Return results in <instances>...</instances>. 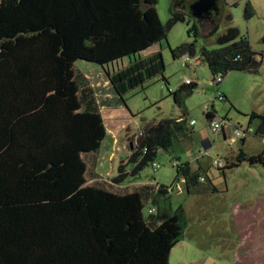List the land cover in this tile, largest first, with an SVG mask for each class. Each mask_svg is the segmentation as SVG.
<instances>
[{"label": "trees", "instance_id": "trees-1", "mask_svg": "<svg viewBox=\"0 0 264 264\" xmlns=\"http://www.w3.org/2000/svg\"><path fill=\"white\" fill-rule=\"evenodd\" d=\"M156 5L157 0H0V264H169L187 226L182 207H159L168 204L175 185L120 186L148 166L158 169L153 164L159 151L168 153L193 135L187 113L160 122L155 135L139 136L108 184L96 170L106 128L94 91L76 66H99L123 103L156 78L166 83L162 54L142 53L165 41L190 13L184 0H173L163 25ZM251 16L248 3L244 17ZM219 20L220 15L209 21L212 34ZM188 34L198 36L195 25ZM217 43L216 50L198 51L196 41L169 50L173 59L197 57L213 82L231 72H259L260 55L236 28L229 26ZM210 106L204 108L208 122L216 117ZM247 117L255 130L250 136L264 139V116ZM234 159L218 170L243 162L264 165L263 154L240 151ZM175 167L176 180L183 176L187 192L197 191L204 173L192 172L188 163ZM149 202L158 209L145 217Z\"/></svg>", "mask_w": 264, "mask_h": 264}, {"label": "rangeland", "instance_id": "rangeland-1", "mask_svg": "<svg viewBox=\"0 0 264 264\" xmlns=\"http://www.w3.org/2000/svg\"><path fill=\"white\" fill-rule=\"evenodd\" d=\"M172 1L157 0L156 10L163 25H166L170 19L169 8ZM192 3L193 0H184L186 13H188L187 6L189 7ZM248 3L252 8V16L246 20L244 10ZM219 15L218 29L213 34L210 20L199 22L189 15L186 16L185 22L176 23L170 29L166 40L161 42L160 53L166 68L164 75L170 76L169 80L172 84L178 80L179 75L183 76V74L181 61L172 59L169 48L196 41L198 51L203 47L216 50L219 48L218 38L229 26L236 28L241 36L248 38L252 50L260 55L257 58L261 60L259 72L257 74L229 73L220 85V92L228 88L235 105L231 107L229 102L220 101H215L214 104L216 116L220 119H229L227 131L231 132L233 127L247 128L249 123L247 115L251 113L264 116V0H222ZM228 16L231 18L230 22L227 21ZM192 25L196 26L197 37L188 34V29ZM76 66L83 72L94 71L99 67L86 62H77ZM186 73L188 75L183 76V81L186 78L191 79L206 88L211 84L214 86L213 90H216L210 71L204 63L190 64ZM154 80L144 86V90L152 82L161 84L164 90H167L161 77ZM153 83L152 87L155 86ZM144 90L140 88L127 94L124 97L125 104L132 107L134 98L141 96ZM213 94L214 92H209L204 96L203 93H193L191 102L188 104L189 117L197 121V129H204L212 145L208 151L202 152L205 154L201 161L206 180L200 182L197 191L191 193L184 190V183L180 185L182 190L179 189V183L170 194L168 204L162 201L159 203L161 210L166 207L170 212H175L182 207L187 217L184 236L172 249L169 264H264V165H250L243 162L232 169L223 171L212 165V162L217 159L224 165L226 162H235L234 158L240 151L247 155L263 154L264 156V144L258 136H247L244 143L242 140H236L232 144L230 143L232 134L228 136L231 139L227 141H224L221 135L214 136L204 116V108L210 106ZM135 104L134 102L133 105ZM195 140L199 141L196 138ZM108 142V139H105L100 148L102 161L98 172L104 179H114L118 176L121 162L131 155V148L125 135L119 138V142H125L126 148L119 153L110 148L112 145ZM190 143V140L184 146L176 143L168 153L159 151L154 162L159 166L158 169L152 166L146 167L138 180L167 187L176 184V167L173 164L175 155L181 157V164L191 161L188 148ZM106 146L109 147V151H114L111 159L110 152H106L108 149ZM193 165L196 163L193 162ZM128 170L131 171L132 167L129 166ZM133 178L131 176L126 178L124 184L127 185ZM151 209L157 211L158 207L151 202L145 204L143 209L145 217L149 216Z\"/></svg>", "mask_w": 264, "mask_h": 264}, {"label": "crops", "instance_id": "crops-1", "mask_svg": "<svg viewBox=\"0 0 264 264\" xmlns=\"http://www.w3.org/2000/svg\"><path fill=\"white\" fill-rule=\"evenodd\" d=\"M161 48H162L161 42L154 44L148 50L143 52L142 55L146 56L160 52ZM173 60L181 61V70L183 76L188 75L186 73V70H188L190 64L192 63H194L195 65L200 64V61L198 60L197 57L190 58L186 55L182 56L179 59H173ZM165 70L166 68L164 67L163 78L166 81V83L164 81L163 83L167 88V90H164L161 84H156L157 82L155 83L152 82L155 86L152 87L151 85L152 83H151L150 85H148L147 88L148 90L146 89L147 91L144 90L143 88L144 91L141 92L142 93L141 96L134 98L135 101H133V104L134 102L136 104L135 105L132 104V107H130L129 104L127 103L125 104V100L123 103L122 99L114 92L113 88L109 84V81L107 80L106 75L104 74L101 68L98 67L95 68L94 71L91 70L88 72H83V71L81 72L88 80V83L91 86L96 96V101L104 121V126L106 128L105 139H108L109 141L108 143L112 145L110 148H113L116 151V153H119L121 150L126 148L125 142L123 143L119 142V138L122 135L126 136V141L127 143L129 142V146L131 148L130 149V153H131L133 146L139 136L155 135L158 132L160 122L166 119H180L182 112H185L187 113L186 119L190 126H191V122L195 121V124L192 125V129L194 131L193 135H191L188 139L180 143L181 145L183 144L184 146V144L187 141L189 140L191 141L188 147L191 155V161H187L185 163L189 164L192 172L199 170L202 173H204V166L201 160L205 157V154H203L202 152L203 150L208 151L212 145L209 139L207 138V135L204 133V129L201 130L197 129L196 128L198 124L197 121L189 117L190 115L188 114L189 113L188 104L189 102H191L190 100L191 97H193V93H198V94L203 93L204 96H206V94L209 92H214L215 94V91L213 90L214 86H211L210 84V86L206 88L204 85H200L197 83V81H194L195 84L193 86L184 87L183 83L187 78L183 81L182 75H179L178 80L172 82L171 84V80H169L170 76L168 75V77H165L164 75ZM178 90L181 93H186V92L187 93L181 94L178 92ZM219 90L221 91V87L219 88ZM177 92L179 93V95H181L180 97V99L182 100L181 105H178L177 102L175 101V93ZM221 93L225 97V101H221V102H229L230 106L233 107L235 103L233 102V98L230 95V90L228 88H225ZM211 104L215 109L214 106L215 101L214 102L211 101ZM215 118L220 119L217 116ZM208 128L210 129L209 126ZM195 130H197L198 134L195 133ZM223 133L224 134H222L221 136L224 141H227L228 136L230 135L231 132L230 131L228 132L227 128H225ZM195 138L199 139V141H196ZM104 141L102 142V145ZM106 147L108 148L106 152H110L109 158L111 159V157L114 156V151H109L110 150L109 147L108 146ZM180 158L181 157H179L178 155H175V160L173 161V164L175 165L184 164V163L181 164ZM101 159L102 158L100 157V152H99L97 165H96L97 172L100 163L102 161ZM193 162L196 163V165H193ZM98 174L100 177H102V175L99 172ZM102 178L104 179V177ZM139 178H141V175L133 178L132 181L128 183V185L120 186V188L127 187L130 189H137L142 187L143 185L150 184L148 182L138 180ZM104 181H106L108 184H112L111 183L112 179L107 178L104 179ZM180 185L181 184H179L178 188L182 190ZM184 190H186V187H184Z\"/></svg>", "mask_w": 264, "mask_h": 264}, {"label": "built area", "instance_id": "built-area-1", "mask_svg": "<svg viewBox=\"0 0 264 264\" xmlns=\"http://www.w3.org/2000/svg\"><path fill=\"white\" fill-rule=\"evenodd\" d=\"M222 82L221 77H218L213 83L214 85L216 84H220ZM195 84V82L191 79H186L183 83L184 87L186 86H193ZM213 100H218V101H223V95L219 92H217L214 97ZM208 107H205V110H207ZM227 123L223 121L222 119H213L209 122V127L211 132L213 133L214 136H218L221 135L222 131H224L225 128H227ZM195 124V121L191 122V126ZM255 133V130L252 126H248L247 128H236L233 127V130L231 131L230 135L232 134V139L228 138L230 140V143H234L236 140H242L245 139L247 136H250L252 134ZM229 135V136H230ZM262 142L264 144V139H262ZM212 165L215 166L217 169H223L225 167L224 163L220 160H214L212 162ZM154 167L158 168V165L153 164ZM181 179V180H180ZM205 180V177H201L200 178V182H203ZM184 178L183 176L179 177V179L176 180V184L174 183L173 185H178L179 183H184ZM179 186V185H178Z\"/></svg>", "mask_w": 264, "mask_h": 264}, {"label": "water", "instance_id": "water-1", "mask_svg": "<svg viewBox=\"0 0 264 264\" xmlns=\"http://www.w3.org/2000/svg\"><path fill=\"white\" fill-rule=\"evenodd\" d=\"M190 16L199 22L209 20L212 13H219L217 0H195L189 6Z\"/></svg>", "mask_w": 264, "mask_h": 264}, {"label": "flooded vegetation", "instance_id": "flooded-vegetation-1", "mask_svg": "<svg viewBox=\"0 0 264 264\" xmlns=\"http://www.w3.org/2000/svg\"><path fill=\"white\" fill-rule=\"evenodd\" d=\"M193 1H195V0H193ZM218 5H219V13H218V14L212 13V15H211V17L209 18V20H214L215 18H217V17L219 16L222 4H220V3L218 2ZM189 13H190V11H189V7H188V14H189Z\"/></svg>", "mask_w": 264, "mask_h": 264}]
</instances>
